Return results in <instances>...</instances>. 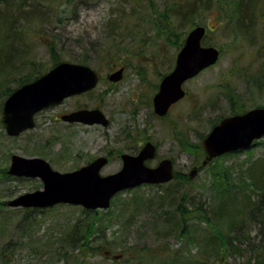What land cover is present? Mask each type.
Wrapping results in <instances>:
<instances>
[{
  "label": "rangeland",
  "instance_id": "rangeland-1",
  "mask_svg": "<svg viewBox=\"0 0 264 264\" xmlns=\"http://www.w3.org/2000/svg\"><path fill=\"white\" fill-rule=\"evenodd\" d=\"M50 1L54 3L49 5L48 13L39 16L43 21L35 16L23 23L28 46L26 57L45 69L55 58L87 63L97 70L100 80L93 90L37 112L35 126L17 137L8 136L0 126V200L42 186L38 178L4 175L2 170L8 167L13 153L40 156L61 172L109 153L110 160L100 171L108 174L121 166V152H133L149 137L157 144V154L148 164L155 165L162 157L171 158L175 178L164 186L142 185L121 191L108 208L97 209L89 220L83 216L81 206L58 204L37 213L35 224L26 228L29 223L26 220L19 229L17 225L24 209L2 205L0 248L8 240L18 244H12V252L5 251L7 259L4 262L0 257V264H130L126 256L119 261L111 259L113 254L123 255L124 245L147 249L165 244L170 250L181 251V258L187 259L200 254L204 247L201 239L189 236L186 240L159 227L163 214L160 209L150 211L145 199L162 194L167 188L181 189V193L193 197L205 208L209 198L217 200L212 194L213 184L215 187L221 181L219 176L224 175L228 187L234 188L230 196L234 205L229 206L230 210L235 206L243 208L250 200L253 186L250 175L255 163L264 160V137L248 150L227 153L210 161L205 160L201 139L222 116L264 106V0H178V3L150 0L151 10H146L147 4L139 0H124L123 6L108 0ZM154 9L158 15L153 17ZM182 11H187L184 17ZM132 23L139 26L133 27ZM195 24L206 27L203 41L216 46L220 56L215 64L186 81L187 96L166 116L153 118L147 114V100L156 90L159 78L172 69L179 41H183ZM124 28L129 30L126 32ZM47 38L54 42H47ZM107 43L113 46L110 50L99 49ZM47 45H53L54 56ZM119 46L122 49L118 52ZM110 56L114 65L108 63ZM82 58L88 61H80ZM120 65L125 67L121 80L109 81L106 74ZM30 68V64L23 65L21 73ZM78 107H99L110 119V126L60 119V114ZM78 218L88 223L94 221L98 229L88 240L91 249L78 252L79 262L69 259L70 263H66L54 253V248L57 238ZM252 229V233L258 230L255 224ZM103 236L108 241L106 246L116 247L108 255L103 254V247L97 250L92 247ZM138 264L169 263L143 259Z\"/></svg>",
  "mask_w": 264,
  "mask_h": 264
},
{
  "label": "water",
  "instance_id": "water-1",
  "mask_svg": "<svg viewBox=\"0 0 264 264\" xmlns=\"http://www.w3.org/2000/svg\"><path fill=\"white\" fill-rule=\"evenodd\" d=\"M203 26L192 28L176 55L175 64L160 82L159 91L153 97L158 114H164L169 105L185 92L182 82L213 64L219 51L214 46H202ZM122 69L109 75L118 80ZM97 82L96 72L88 65L60 62L34 80L15 88L3 101L1 118L9 135H17L34 126L36 111L59 103L64 97L91 89ZM62 119L84 123H101L108 120L99 109H78L63 114ZM264 135V107L253 108L242 114L229 115L215 124L202 139L201 145L207 158L221 153L248 147L254 138ZM154 155V146L146 143L138 155L123 154L120 170L100 175L99 169L106 162L98 157L88 165L70 172L51 168L49 162L38 156L12 154L8 173L17 176L39 177L42 188L21 193L8 200V206L45 207L64 202L83 207L106 208L111 197L120 189L133 187L143 182H164L172 178V162L162 159L157 166L149 167L144 160Z\"/></svg>",
  "mask_w": 264,
  "mask_h": 264
},
{
  "label": "trees",
  "instance_id": "trees-1",
  "mask_svg": "<svg viewBox=\"0 0 264 264\" xmlns=\"http://www.w3.org/2000/svg\"><path fill=\"white\" fill-rule=\"evenodd\" d=\"M109 2L121 4L123 6L124 0H108ZM137 1V0H136ZM143 1L146 10H151L152 1ZM79 1L76 0L75 3ZM178 3L179 1L176 0ZM52 1L50 0H0V110L4 98L18 85L30 81L44 72L46 69L40 63L28 59L25 55L28 46L24 35V21L27 18L37 16H45L49 11ZM145 9V8H144ZM180 11L179 6L176 8ZM131 10V14H132ZM185 11V10H184ZM182 11L181 17H184L186 12ZM129 12V13H130ZM154 17L156 9L151 11ZM164 14V13H162ZM177 15V12L175 13ZM121 16V15H120ZM160 16V15H159ZM168 16V15H167ZM39 20L43 21V18ZM26 22V21H25ZM131 26H139L132 23ZM127 32L129 28H124ZM108 37V36H107ZM112 39V37L110 36ZM183 40V39H182ZM47 42H54L52 38H47ZM82 45V41H77ZM143 42V40H142ZM181 40L179 43L181 44ZM49 51L55 55L53 45H47ZM118 46V44H117ZM180 46V45H179ZM109 43L106 47H100L104 51L111 49ZM122 49L117 47L118 52ZM111 57V56H110ZM119 59V56H117ZM59 61L55 58L54 63ZM80 61H88L82 58ZM112 57L109 59V64H112ZM53 63V64H54ZM31 65L28 72L21 73L23 65ZM114 65V64H112ZM111 65V66H112ZM217 122V121H216ZM214 122L213 124H215ZM212 124V125H213ZM0 126L3 127L1 118ZM264 160H259L255 169L250 175L252 180L250 200L246 202L243 208L237 209L236 206L230 210L234 202L230 200L231 194L234 193V188L230 189L225 181V176H219L221 181L217 182L214 187V196L217 200L209 198L207 204L202 208L199 203L192 197L188 198V194L181 193L179 189L169 190L164 189L162 194L145 199V205H149L150 211L160 209L163 214L159 227L165 228L169 232H174L181 238L188 240V237H199L204 244L199 250L200 254L193 255L190 259L181 258L179 250H170L166 245H157L147 249H141L142 246H123V255L113 254L111 259L119 261L121 257L126 256V261L130 264H138L143 259L148 260H167L169 264H264ZM259 164V165H257ZM6 177H11L7 174L6 168L2 170ZM224 192L221 194V192ZM228 195V196H226ZM220 196V198H219ZM252 200V201H251ZM4 204V200H0V207ZM24 213L21 214V220L17 228L21 229L23 222H29L26 226L33 225L37 221L36 214L44 212L50 208H23ZM170 210V211H167ZM87 220L91 219L90 215L95 214L94 211L84 210ZM229 211V212H228ZM188 215L191 217L188 219ZM34 223V224H35ZM258 223V224H257ZM95 222H85L84 218L74 221L72 226L65 230L61 237L57 238V245L54 248V253L59 257L70 263L69 259L74 262H79L78 252L86 249L88 251V240L93 233L97 231L94 226ZM195 224L202 225L196 226ZM254 224L257 227V232L252 233ZM124 230V228H122ZM25 231L26 229L23 228ZM23 231V232H24ZM127 231V230H126ZM104 237V236H103ZM108 241L104 238H99L94 250L103 247V254L108 255L110 251H114L116 247L107 245ZM12 244L17 246L18 242L15 240H8L0 248V257L2 261L5 259V251L12 252ZM148 247V246H147ZM77 252V253H75ZM129 252V253H128ZM82 253V252H80ZM113 253V252H112ZM82 256V255H81ZM183 259V260H180ZM231 259V260H229ZM128 262V263H129ZM122 264V263H119Z\"/></svg>",
  "mask_w": 264,
  "mask_h": 264
},
{
  "label": "flooded vegetation",
  "instance_id": "flooded-vegetation-1",
  "mask_svg": "<svg viewBox=\"0 0 264 264\" xmlns=\"http://www.w3.org/2000/svg\"><path fill=\"white\" fill-rule=\"evenodd\" d=\"M174 63H175V59H174ZM174 63H173V66H174ZM173 66H172V68H173ZM113 67V66H112ZM111 67V68H112ZM124 69H125V67H124ZM124 69H123V71H124ZM114 70V69H113ZM170 71H168L167 73H165V74H163L160 78H159V80H158V83H157V88H156V90L154 91V93L151 95V97L147 100V106H148V113L147 114H150L153 118H160V117H164V116H166L169 112H170V110H171V108L177 103V102H179L180 100H182L183 98H185L186 96H187V94H188V91H187V89H186V87H185V83L186 82H184L183 83V88H184V90H185V92H186V94L184 95V97L183 98H181L179 101H177L176 103H172L170 106H169V108H168V111H167V113L164 115V116H159L158 114H156V112H155V108H154V105H153V97L155 96V94L159 91V85H160V82L162 81V79L169 73ZM122 75H123V73H122ZM192 79V78H191ZM188 80H190V79H188ZM78 108H81V107H78ZM78 108H75V109H78ZM91 108H93V107H91ZM97 108V107H96ZM110 124H111V122H110V119H109V126H110ZM151 142L154 146H155V148H156V151H157V144L153 141V140H151L149 137H147L146 139H145V141L137 148V149H135L133 152H121L120 153V156L123 154V153H126V154H129V155H135V154H137L138 152H139V149H140V147L145 143V142ZM100 155H102V156H104V157H106L107 158V160H108V162H109V160H110V154L109 153H103V154H100ZM100 155H98V156H100ZM157 162H158V160H157ZM156 162V163H157ZM155 163V164H156Z\"/></svg>",
  "mask_w": 264,
  "mask_h": 264
},
{
  "label": "bare ground",
  "instance_id": "bare-ground-1",
  "mask_svg": "<svg viewBox=\"0 0 264 264\" xmlns=\"http://www.w3.org/2000/svg\"><path fill=\"white\" fill-rule=\"evenodd\" d=\"M174 178H175V174L173 175V179H174ZM173 179H172V180H173Z\"/></svg>",
  "mask_w": 264,
  "mask_h": 264
}]
</instances>
